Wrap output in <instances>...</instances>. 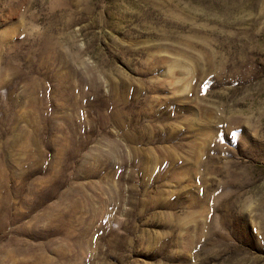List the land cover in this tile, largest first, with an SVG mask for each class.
Returning a JSON list of instances; mask_svg holds the SVG:
<instances>
[{
  "label": "rangeland",
  "instance_id": "obj_1",
  "mask_svg": "<svg viewBox=\"0 0 264 264\" xmlns=\"http://www.w3.org/2000/svg\"><path fill=\"white\" fill-rule=\"evenodd\" d=\"M0 178V244L264 264V0H0Z\"/></svg>",
  "mask_w": 264,
  "mask_h": 264
},
{
  "label": "bare ground",
  "instance_id": "obj_2",
  "mask_svg": "<svg viewBox=\"0 0 264 264\" xmlns=\"http://www.w3.org/2000/svg\"><path fill=\"white\" fill-rule=\"evenodd\" d=\"M201 59V58H200ZM199 62V61H198ZM47 66V65H46ZM53 70V69H52ZM52 72V71H50ZM41 86V85H40ZM45 93V92H44ZM120 100V99H119ZM119 102V101H118ZM127 102V101H126ZM47 103V102H46ZM109 103V102H108ZM111 103V102H110ZM113 105V104H112ZM115 105V103H114ZM117 106V105H116ZM122 106V105H121ZM113 107V106H112ZM118 108V107H117ZM124 109V107H123ZM111 110V109H110ZM122 110V109H121ZM126 110V109H125ZM119 111V110H118ZM123 111V110H122ZM127 111V110H126ZM124 112V111H123ZM128 112V111H127ZM13 113V112H12ZM108 114V113H107ZM19 115V114H18ZM105 116V115H104ZM129 116V115H128ZM15 117V116H14ZM17 117V116H16ZM106 117V116H105ZM121 117V115H120ZM110 118V116H109ZM126 118V117H125ZM108 119V118H106ZM122 119V118H119V120ZM129 119V118H128ZM127 119V120H128ZM124 121V118L122 119ZM132 120V119H131ZM106 121V120H105ZM9 122V121H8ZM7 122V123H8ZM118 122V121H117ZM122 122V121H121ZM19 123V122H18ZM129 123V122H128ZM121 124V123H120ZM136 124L139 125V123L137 122ZM131 127V126H130ZM15 128V127H14ZM36 128V127H35ZM124 128V127H123ZM133 128V127H131ZM13 129V128H12ZM122 129V128H121ZM130 129V128H129ZM128 129V130H129ZM158 129V127H157ZM136 130V129H135ZM179 130V129H178ZM157 131V130H156ZM127 132V131H126ZM132 132V131H131ZM162 132V131H161ZM180 132V131H179ZM164 132H162L163 134ZM15 134V133H14ZM131 135V134H130ZM127 136V135H126ZM149 136V134H148ZM170 136V135H168ZM181 136V135H180ZM131 137V136H129ZM133 137V136H132ZM159 137V136H158ZM178 137V136H177ZM174 138V137H173ZM171 139V138H169ZM176 139V138H175ZM174 139V140H175ZM141 140V139H140ZM166 140V139H165ZM151 141V140H150ZM113 142V141H112ZM153 142V141H152ZM134 143V142H133ZM132 143V144H133ZM39 144V142H38ZM119 144L120 143H115L114 144V147H117V149H119ZM129 144V143H128ZM121 145V144H120ZM138 146V145H137ZM6 147V146H5ZM113 147V148H114ZM128 147V146H127ZM27 148V146H26ZM76 148V147H75ZM113 148H112V151H113ZM139 148V147H138ZM25 149V148H24ZM5 150V149H4ZM120 150V149H119ZM57 151V150H56ZM76 151V150H75ZM116 151V150H115ZM24 152V151H23ZM164 152V151H163ZM4 153V152H3ZM166 153V152H165ZM140 155V153H139ZM148 155V153H147ZM7 156V155H5ZM4 156V159H6ZM108 156V155H107ZM149 156V155H148ZM167 155H165L166 157ZM113 157V156H112ZM144 157V156H143ZM170 157V156H168ZM160 158H163V156H161ZM175 159V158H174ZM173 159V160H174ZM54 160V159H53ZM159 160V159H158ZM163 160V159H162ZM171 160V161H173ZM176 160V159H175ZM148 161H149V158H148ZM150 161H151V157H150ZM154 161V160H152ZM166 161V160H165ZM170 161V160H169ZM43 162V161H42ZM52 162V161H51ZM57 162V161H56ZM111 162V161H110ZM157 162V160H156ZM159 162V161H158ZM163 162V161H161ZM160 162V163H161ZM176 162V161H174ZM9 163V162H7ZM109 163V162H108ZM145 163V162H144ZM152 163V162H151ZM173 163V162H171ZM177 163V162H176ZM61 164V163H60ZM153 164V163H152ZM151 164V165H152ZM7 165V164H5ZM50 165V164H49ZM178 165V164H177ZM10 167V165H8ZM8 166H7V169H8ZM158 166V165H157ZM47 167V166H46ZM147 167V166H146ZM169 167V166H168ZM167 167V168H168ZM171 167V166H170ZM43 168V167H42ZM48 168V167H47ZM53 168V167H52ZM176 168V167H175ZM38 169V168H37ZM40 170V169H39ZM47 170V169H46ZM168 170V169H167ZM175 170V169H174ZM51 171V170H50ZM170 171V169H169ZM168 171V172H169ZM31 172V171H30ZM161 172V171H160ZM175 172V171H174ZM172 172V173H174ZM36 173V172H35ZM171 173V174H172ZM15 174V173H14ZM50 175V173H49ZM54 175V172L52 173V176ZM2 178L3 176L5 177L4 173H2ZM52 176L49 177V182L52 179ZM176 176V175H175ZM51 178V180H50ZM1 179V178H0ZM52 182V181H51ZM0 183H1V180H0ZM98 185V184H97ZM27 187V186H26ZM40 187V186H39ZM43 187V186H42ZM19 188V187H18ZM40 189V188H39ZM41 190V189H40ZM140 191V190H139ZM14 192V191H13ZM46 192V191H45ZM133 192V191H132ZM134 193V192H133ZM39 194V193H38ZM136 196V195H135ZM7 197V196H6ZM43 197V196H42ZM138 197V196H137ZM38 200V199H37ZM45 202V201H44ZM135 202V201H134ZM11 202H9V200L7 198H4L3 201L0 203V211H1V214H0V217L1 215L3 216L4 214V217L1 219V222L2 224L4 225L6 222H7V219H8V215H9V206H10ZM78 206V205H77ZM112 207V206H111ZM48 208V207H47ZM80 208V207H78ZM135 208V207H134ZM138 209V208H137ZM72 210H76L75 207L72 208ZM79 210V209H78ZM69 211V210H68ZM11 213V212H10ZM73 213V212H72ZM45 214V213H44ZM43 214V215H44ZM95 214V213H94ZM46 215V214H45ZM49 215V214H48ZM38 215H36L35 217H37ZM76 216V214H75ZM106 216V215H105ZM34 217V218H35ZM46 217V216H45ZM50 217V216H49ZM70 217V216H69ZM24 218V217H23ZM23 218H22V214L17 216V220H20L19 222H22L19 223V225L17 226V229H16V232L18 233L19 236L16 237V239L14 240L13 238H9L7 241L5 242H2V244H0V264H69L68 260H67V257H66V254H65V251L61 252L59 254V261L56 260V258L52 255V253H54V251H52V246H50L49 243H46L44 245H42L41 243H35L33 241H29V240H23L20 238V236L24 233H29L28 232V229H27V226L25 225V223L23 222ZM44 218V217H43ZM81 218V217H80ZM48 220V219H47ZM53 220V219H52ZM55 220V218H54ZM70 220V219H69ZM73 220V219H72ZM90 220V219H89ZM170 220V219H169ZM67 221V220H66ZM167 221V220H166ZM33 222V221H32ZM43 222V221H42ZM53 222V221H52ZM58 222V221H57ZM172 223V221H170ZM34 223V222H33ZM40 222H38L39 224ZM44 223V222H43ZM56 223V222H54ZM84 223V222H83ZM102 223V222H101ZM168 223V222H167ZM166 223V224H167ZM31 224V223H30ZM67 224V223H66ZM72 224V223H71ZM170 224V223H169ZM181 224V223H180ZM28 225V224H27ZM35 225V224H34ZM43 225V224H41ZM40 225V226H41ZM168 225V224H167ZM175 225V224H173ZM2 226V225H1ZM172 226V225H171ZM169 227V226H168ZM174 227V226H173ZM176 228V227H175ZM186 228V227H185ZM3 229V228H2ZM12 229V228H11ZM35 230V229H34ZM171 230V229H170ZM185 232V231H184ZM34 232H31L28 234L29 236L31 235V237L33 238V236L36 234H33ZM16 236V235H15ZM14 236V237H15ZM37 236V235H36ZM36 236H35V239H36ZM7 237V236H6ZM27 237V236H26ZM25 239V238H24ZM173 239V238H172ZM175 239V238H174ZM105 240V239H104ZM103 240V241H104ZM110 240V239H109ZM48 241V240H47ZM49 242V241H48ZM51 242V241H50ZM83 244V243H82ZM54 249V248H53ZM55 254V253H54ZM60 262V263H58ZM81 264V263H80Z\"/></svg>",
  "mask_w": 264,
  "mask_h": 264
}]
</instances>
